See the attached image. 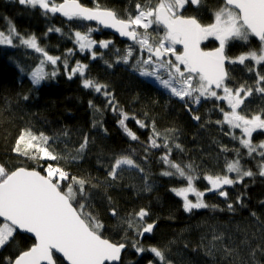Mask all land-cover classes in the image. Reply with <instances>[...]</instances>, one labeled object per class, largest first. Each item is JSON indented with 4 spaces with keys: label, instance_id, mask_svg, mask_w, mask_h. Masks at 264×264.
<instances>
[{
    "label": "trees",
    "instance_id": "obj_1",
    "mask_svg": "<svg viewBox=\"0 0 264 264\" xmlns=\"http://www.w3.org/2000/svg\"><path fill=\"white\" fill-rule=\"evenodd\" d=\"M101 1L119 15H126L127 5L132 4V0ZM137 2L145 0H134V5ZM223 4V0H203L199 5L200 14L207 17L201 20L211 22L214 11ZM9 24L21 36L35 35L40 47L61 60L58 69L46 62L45 72L56 69L57 75L34 85L30 74L40 64L42 54L21 45L18 39L13 45H0V163L9 170L27 167L42 173L47 163L56 166L54 161H32L12 151L16 139L25 129L57 138L55 143L49 142V147L62 155L74 154L87 135L89 143L82 156L74 162L61 160L59 166L70 175L91 179L92 183L98 184L97 188L86 185L91 204L87 210L103 223L105 238L113 243H125L120 264H149V261L162 264L150 251L138 253L132 247L133 241H139L145 248L156 246L164 250L171 264H264V252L261 251L264 248V176L259 175L258 167L262 158L255 153L248 156L239 139L228 134L234 132L239 137V129L232 130L226 124L216 123L223 119L217 102L203 100L194 107L189 100L186 107L184 101L143 77L132 64L122 63L110 50L97 49L94 59L88 52L78 51L71 33L80 28L87 31L89 24L83 21L69 23L61 15H44L39 7L20 5L18 0H0V31L7 34ZM50 28L62 31H49ZM103 35L104 38L112 36L108 31ZM115 39L122 46L124 42ZM214 45V40H210L204 48ZM259 46L255 37H251L247 44L232 41L227 55L235 57ZM69 49L73 50L72 54ZM65 58L70 66L75 61L86 65L85 78L107 86L105 91L112 94L118 108L128 113L126 125L138 140H132L124 132L118 123L120 115L107 106L108 98L103 93L84 88L82 76L73 75L69 79L63 65ZM246 65L230 64V78L226 82L231 86L245 83L253 86L255 71L250 72L248 68L254 67V62L247 61ZM256 68L264 75V67ZM89 101L94 108L89 106ZM246 101L244 111L247 112L243 114L251 115L264 109V94L253 92ZM194 116L200 119L196 120ZM136 120L143 121L147 127L141 128ZM153 122L160 133L156 140L161 147L151 146ZM64 132L68 133L67 136L63 135ZM166 136L169 137L167 141ZM261 140H264V134L255 142ZM165 143L167 148L163 146ZM168 148H171V161L182 167L192 165V170L186 168V171L198 177L194 182L202 190H207L206 175L226 173V162L237 157L234 149H239L243 168L250 169L254 176L225 186L227 197H221L217 191H205L203 200L210 207L186 212L183 199L172 189L187 185V181L179 176L163 175L165 171H175L161 159L168 153ZM225 148L228 151H224ZM121 155L130 156L139 168L126 166L117 179L112 180L107 173L114 159ZM229 203L233 210L228 209ZM111 207L116 208L117 216L111 215ZM142 208L149 213L145 223L155 221V227L152 233L137 236L122 221L128 214ZM244 240L248 243H241ZM34 243L32 237L17 231L15 240L0 249V264H5L7 257L14 259ZM226 248L232 250L231 255ZM56 259L57 264H66L58 255Z\"/></svg>",
    "mask_w": 264,
    "mask_h": 264
},
{
    "label": "snow or ice",
    "instance_id": "obj_2",
    "mask_svg": "<svg viewBox=\"0 0 264 264\" xmlns=\"http://www.w3.org/2000/svg\"><path fill=\"white\" fill-rule=\"evenodd\" d=\"M203 0H145L144 4L137 2L135 5L136 14L133 16L127 13V18H118L115 11L103 8L97 2L93 7L85 6L80 0H63L57 4L56 0H18L20 5H27L33 8L37 6L43 10L44 15L48 13H59L69 21H96L99 25L115 29L121 36L128 37L135 44H138L141 52L148 53L147 59H138L139 71L142 76L154 77L170 93L185 102L199 104L202 98H215L217 101L227 103L228 111L219 108L223 115L222 120L217 124L227 125L229 129H239L240 136L234 132L233 139H239L240 144L247 149L248 156H253L259 151L262 158L259 163V175L264 176V141L258 144L252 142L253 133L258 130L264 131V109L254 114H242V106L245 101L253 95V92L264 94V75L255 70V66L264 67V0H224V4L213 13L214 20L209 24H202L195 16H184L182 14L186 5H201ZM162 26L163 36H152L149 29L153 26ZM142 29L143 31H139ZM97 29L88 28L87 33L76 31L75 42L80 51L92 50L98 42L91 39V32ZM49 31L61 32L60 28H50ZM210 37L218 41V47L205 51L201 43ZM251 37L258 38L260 46L258 49H250L237 57H229L226 48L232 41H241L247 44ZM19 40L21 45L35 50L42 54L40 64L31 72V82L39 85L42 81L55 77L57 70L44 71V65L49 62L56 65L61 60L59 56H52L39 46L37 37L31 35L21 36L14 26L9 24L7 34L0 31V45H13L14 40ZM111 41H99L101 47L107 48ZM182 45L183 50L177 51L176 46ZM69 49V54H72ZM133 48L129 46L121 59L127 63L132 57ZM94 59L96 52L91 51ZM174 57V60L171 59ZM254 62V67L248 71H255L256 80L253 86L246 83L239 87H229L226 83L229 80V72L226 69L228 64L239 63L246 65V62ZM65 70H68V60H63ZM87 66L76 63L68 73L69 79L73 75L84 76ZM161 70L166 73L164 78ZM84 88L94 89L97 93H103L108 98V107L120 115L118 121L124 132L132 139L138 137L126 125L129 119L128 113L118 108L112 94L105 91L106 85L96 83L91 79H83ZM217 90H221L219 94ZM27 99V96L24 97ZM90 107H95L89 101ZM191 111V109H188ZM239 110V111H238ZM96 111H100L96 109ZM134 119V117H132ZM199 120V116L193 117ZM141 127H147L143 121L136 120ZM93 126H96L94 122ZM152 136L150 137L152 147H161L156 137L160 133L156 131L153 122ZM67 132L63 135L67 136ZM55 137H49L45 133H34L30 128L23 130L16 139L12 151L32 161H54L47 163L43 173L36 168L16 167L9 170L0 163V249L7 247L15 240L18 230L34 235L35 243L27 250L19 252L15 258H5V264H57L56 255L61 254L66 264H118L121 260V251L126 247L125 243H113L103 236V223L87 209L91 207L89 194L86 185L90 188H97L98 184L92 183L91 179L70 175L64 167L59 166L61 160L74 162L80 158L87 148L89 137L84 136L83 142L74 154L62 155L50 150L49 142H56ZM169 137H165L167 141ZM168 147L167 143L163 145ZM177 148L180 145H176ZM224 151H228L227 148ZM237 157L226 162V173H235L236 178L228 174L207 175L204 178L209 182V192L217 191L221 197H227L228 192L224 186L240 183L245 177H252L254 173L249 169L245 170L240 163L239 149H234ZM168 153L161 157L165 164L170 165L175 171H165L163 175L179 176L187 181L186 187L172 189L175 194L183 198V208L186 212L193 209L208 208L210 205L204 203L202 197L204 192L197 191L193 186L194 177L189 174L192 165L182 167L179 163L171 161ZM139 168V165L127 155H121L114 159L110 165L107 176L112 180L117 179L119 172L124 167ZM143 171V169H139ZM195 193L196 200L189 199V193ZM111 200V198H109ZM238 202L240 197L237 198ZM212 207H216L212 205ZM233 210V205H227ZM112 216H117L115 207L110 208ZM149 215L146 209L130 213L123 218L122 223L128 229L135 231L137 236L152 233L155 221L145 223V217ZM255 215V213H253ZM220 239V237H214ZM241 243H248L247 240ZM132 247L138 253L150 251L162 264H171L167 260L164 250L150 246L145 248L139 241H133ZM231 255V249H225ZM264 252V248L261 249ZM254 254V253H253ZM149 264H153L149 261Z\"/></svg>",
    "mask_w": 264,
    "mask_h": 264
},
{
    "label": "rangeland",
    "instance_id": "obj_3",
    "mask_svg": "<svg viewBox=\"0 0 264 264\" xmlns=\"http://www.w3.org/2000/svg\"><path fill=\"white\" fill-rule=\"evenodd\" d=\"M57 3V2H56ZM155 3H157V0H152V4L154 5ZM142 5L144 4V2L143 3H141ZM38 7V6H37ZM136 14V13H135ZM135 14H133V16L135 15ZM156 26L157 25H153L148 31H149V33L152 35V36H163V34L161 33V32H159V30H157V28H156ZM139 31H143L142 29H139ZM81 33H84V32H81ZM87 33V32H86ZM91 36V35H90ZM75 38V37H74ZM91 39H93V40H95L92 36H91ZM95 41H97V40H95ZM107 41H111V44H109V46L107 47V48H104V47H101L100 45H99V41H97L98 43L96 44V45H94L93 46V49L92 50H84V51H80V49H79V46H78V44H77V46H78V51H80V52H88L90 55H91V51H95L96 52V50L97 49H107V50H110L111 52H112V54H113V56H115V57H117V59L118 60H120L122 63H124V64H128V63H130V64H132L138 71H139V65H137V60L138 59H141V58H143V59H147V55H148V53L146 52V51H143V52H141V50H140V47H139V45L138 44H135L134 42L133 43H129V42H127V43H122L121 45L122 46H120L118 43H116L115 41H113V40H107ZM129 46H131L132 48H133V54H132V57H130L129 58V61L127 62V63H125L122 59H121V57L123 56V55H125V52H126V50L129 48ZM97 55V54H96ZM171 59H173L174 60V57L172 58L171 57ZM76 63H77V61H75L74 63H72L73 65L72 66H70V63H69V61H68V65H69V67H68V70H67V72L69 73L70 72V70H71V68L72 67H75L76 66ZM82 64V63H81ZM46 65V64H45ZM45 65H44V69H45ZM84 65V64H83ZM55 67H57V69H58V66H59V61L57 62V64L56 65H54ZM45 71V70H44ZM139 73H140V71H139ZM161 73H162V75H164V78H167V75H166V73H164L163 72V70H161ZM85 74H86V72H85ZM85 74H84V76H83V78L85 79ZM76 75H79V74H76ZM80 76V75H79ZM143 77H145L146 79H149V80H151V81H153V82H155V83H157V84H159L160 86H163V85H161L160 83H159V81L158 80H156V78H154V77H148V76H143ZM227 83V82H226ZM228 84V83H227ZM229 85V84H228ZM164 87V86H163ZM235 87H237V86H235ZM218 91V93L219 94H221L220 93V90H217ZM250 98V97H249ZM248 98V99H249ZM247 99V100H248ZM203 100H212L213 102H217L219 105H218V107L219 108H221V105L220 104H222L223 105V108L227 111V103L226 102H224V101H217V100H215V98H211V99H205V98H202L201 99V102L203 101ZM200 102V103H201ZM247 102V101H246ZM199 103V104H200ZM199 104H195V103H193V106L194 107H197V106H199ZM245 109H243V111H242V114H243V112H247V111H244V110H246V108H247V106H246V103H245ZM217 108V107H216ZM215 109V108H214ZM217 110H218V108H217ZM223 116V115H222ZM262 134H264V133H262ZM261 133H259L258 131L256 132V133H253V137H252V142L254 143V144H258V143H260L261 141H264V140H261V141H258V142H255V139L258 137V136H261L262 135ZM255 154H259V151L257 152V153H255ZM224 174H228L231 178H233V179H235L236 178V174L235 173H223L222 175H224ZM207 176V175H206ZM206 180V179H205ZM206 182H207V188L206 189H208L209 187H210V184H209V182L206 180ZM187 185H185V186H183V187H186ZM193 186L195 187V189L197 190V191H200V192H205V191H207V190H202L195 182L193 183ZM181 188V187H180ZM176 189H178V188H176ZM224 190L226 191V187L224 186ZM189 199L190 200H192L193 202H195V200H196V196H195V193H192V192H190L189 194ZM182 198V197H181ZM183 199V198H182ZM202 200H203V197H202ZM203 202H204V200H203Z\"/></svg>",
    "mask_w": 264,
    "mask_h": 264
},
{
    "label": "flooded vegetation",
    "instance_id": "obj_4",
    "mask_svg": "<svg viewBox=\"0 0 264 264\" xmlns=\"http://www.w3.org/2000/svg\"><path fill=\"white\" fill-rule=\"evenodd\" d=\"M114 1H118V0H114ZM60 2H62V0H60V1H57V4H59ZM80 2L82 3V4H84L85 6H88V7H93L94 6V4L95 3H99L100 4V6L101 7H103V8H107V9H111V10H113V11H115L114 9H112V8H109L108 6H105L103 3H102V1L100 2V0H80ZM134 0H132V4H129V5H127V12H126V15H119L116 11V13H117V15H118V18H121V19H124V18H127V13H131L132 15H133V11H134ZM126 8V7H125ZM182 11V14L184 15V16H195L202 24H209V23H212L213 22V20H214V16H213V20L211 21V22H208V23H206V22H203L202 20H201V18L202 17H204V18H206L207 16H205L204 14H200V6H194V5H191V4H189V5H186V7H185V9H183V10H181ZM54 15H59V14H54ZM62 16V15H61ZM65 18V20L67 21V22H71V21H69L66 17H64ZM208 20V19H207ZM73 21H77V20H73ZM83 22H85V23H87V24H89L88 25V28H93V29H97L96 31H93V32H91V36L95 39V40H97V41H103V40H113V41H115L116 42V39H115V37H117V38H119V39H121L123 42H125V43H127V41H125V40H123L122 38H120V37H118V36H116V35H114L113 33H111L109 30H107V29H105L104 27H102L101 25H99L97 22H90V21H83ZM156 28H157V30H159V32H161L162 34H164V29H163V27L162 26H156ZM76 31H80V32H84V33H86L87 31H84V29L83 28H80V29H75V30H73L72 31V37H73V40L75 41V38H74V33L76 32ZM104 31H108L109 33H111L112 34V36L110 37V36H108V37H106V38H104L103 36V33H104ZM98 36V37H97ZM210 40H214V42H215V45L214 46H212V47H210V48H204V44L205 43H208ZM76 43V42H75ZM129 43H133V42H129ZM218 41H216L214 38H212V37H210L208 40H205V41H203L202 42V47L204 48V49H214L215 47H218ZM176 48H177V51H182V47L180 46V45H177L176 46ZM228 48V47H227ZM227 48H226V54H227ZM237 56H239V55H237ZM237 56H235V57H237ZM173 58V57H172ZM234 58V57H233ZM239 64V63H238ZM229 67H230V64H228L227 63V68H228V72H229ZM256 71H259L258 70V68H256L255 69ZM229 84V83H228ZM229 87H233V88H235V86H231L230 84L228 85ZM237 87H239V86H237ZM221 91V90H220ZM244 106V105H243ZM243 106H242V110H243ZM227 108H228V106H227ZM229 110V109H228ZM239 111V110H238ZM258 132L259 133H264V131H260V130H258Z\"/></svg>",
    "mask_w": 264,
    "mask_h": 264
},
{
    "label": "water",
    "instance_id": "obj_5",
    "mask_svg": "<svg viewBox=\"0 0 264 264\" xmlns=\"http://www.w3.org/2000/svg\"><path fill=\"white\" fill-rule=\"evenodd\" d=\"M224 1V0H223ZM62 2H63V0H62ZM62 2H60V3H62ZM111 10V9H110ZM56 14H59V13H56ZM59 15H61V14H59ZM90 22H96V21H90ZM98 23V22H97ZM102 27H104L103 25H101ZM105 29H107V30H109L111 33H113L114 35H116V36H118V37H120V38H122L123 40H125V41H127V42H133L131 39H129L128 37H123V36H121L115 29H113V28H107V27H104ZM258 39V38H257ZM259 41V40H258ZM181 47H182V45H180ZM201 48L202 49H204L203 47H202V43H201ZM182 50H183V48H182ZM205 51H208V50H212V49H204ZM225 67H226V69L228 70V68H227V62H226V65H225ZM42 173V172H41ZM43 174V173H42ZM0 219H2V218H0ZM18 232H20V233H24V234H27V235H29L30 237H32L33 239H34V235L33 234H31V233H26V232H23L22 230H18ZM34 241H35V239H34ZM125 249L126 248H124V249H122V251H121V259H122V256H123V253H124V251H125ZM59 257H61L62 258V255L61 254H57ZM65 262V261H64ZM66 263V262H65ZM121 263V260L118 262V264H120Z\"/></svg>",
    "mask_w": 264,
    "mask_h": 264
}]
</instances>
